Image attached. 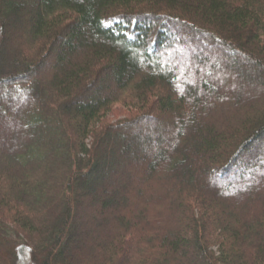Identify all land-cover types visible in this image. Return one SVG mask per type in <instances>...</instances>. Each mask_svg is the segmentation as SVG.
Wrapping results in <instances>:
<instances>
[{"label": "trees", "instance_id": "1", "mask_svg": "<svg viewBox=\"0 0 264 264\" xmlns=\"http://www.w3.org/2000/svg\"><path fill=\"white\" fill-rule=\"evenodd\" d=\"M0 132L24 264H264V0H0Z\"/></svg>", "mask_w": 264, "mask_h": 264}, {"label": "rangeland", "instance_id": "2", "mask_svg": "<svg viewBox=\"0 0 264 264\" xmlns=\"http://www.w3.org/2000/svg\"><path fill=\"white\" fill-rule=\"evenodd\" d=\"M196 47V46H195ZM206 48L210 49V46H206ZM175 50H179L180 52V48L179 47H176ZM202 52L201 53H205L204 50H201ZM165 54L167 55L166 56V59H168L170 61V63H177V61L175 60V57L173 58V56L171 55L170 52H165ZM216 54H219L220 55V51H218V48L215 46V48H213V53L210 54L211 58H212V63L216 64V70H210L209 68H201L203 73H207V76H208V81L209 79L213 80V81H216V83L220 86H223L224 88H230V90L234 93L236 92V86H235V83L233 82H227L224 78H223V73L221 71V65L219 64V62H217V56ZM181 63H184L185 60L182 59L180 61ZM179 62V63H180ZM178 64V63H177ZM44 69H46V66L44 67ZM42 75V74H41ZM237 81H239L240 83L243 81L242 78H239ZM257 89H249V90H245L244 93H242L243 95L247 94V92H252L254 93ZM199 93H203L202 90H199ZM134 114H136V110H129V107L127 104H117L114 106L113 108V112L111 111V113L109 115H107L105 117V120L102 119L103 123L104 124H108V123H115V122H118L120 120H124V119H127L131 116H133ZM13 120V119H12ZM154 131L152 132L153 134L155 133H158L161 135V131L159 126H157L156 128L153 129ZM1 133V132H0ZM14 138V137H13ZM13 138H11V141L14 140ZM1 141V140H0ZM264 146V144H262ZM261 147V145H259V151L260 152H256L255 154L252 153L251 157H249V161H252L253 158H255L254 156L258 157L259 160L263 161L264 162V147ZM1 147V146H0ZM257 147V148H258ZM260 153V154H259ZM103 164L105 165V163L103 162ZM258 165L257 164H253L250 166L251 167H254V169H258L257 167ZM113 168V167H111ZM117 169V168H116ZM116 169L113 168V171L112 169L109 170L110 172L112 171L114 174L113 176H111L109 178V184L111 183H114V175H115V172H116ZM115 170V172H114ZM130 181V179H128ZM238 182V183H237ZM236 183L239 184L240 181H237ZM113 207V205H111V208ZM96 208H98V206L95 207V210ZM154 210V209H153ZM93 214H89L88 217L86 216L85 217V221H81L80 223H78L77 225V230H73V236H75L76 238V241L80 244H82L83 246L87 245L88 242L90 241V239H98V234H99V227H102V220H101V217L98 215V213L94 214V212H92ZM91 243V242H90ZM9 247H6V245H3V241L0 239V252H1V256L3 258H5V260H9L11 262H16V264H24V262H22L21 258H18V255H16L12 249H9L11 251L10 255L8 256V252L9 250H7Z\"/></svg>", "mask_w": 264, "mask_h": 264}]
</instances>
